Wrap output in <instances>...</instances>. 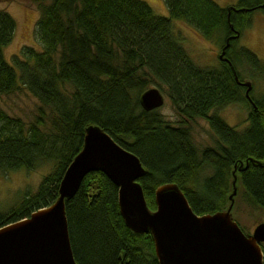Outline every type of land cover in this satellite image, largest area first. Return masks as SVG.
Wrapping results in <instances>:
<instances>
[{
	"label": "trees",
	"instance_id": "obj_1",
	"mask_svg": "<svg viewBox=\"0 0 264 264\" xmlns=\"http://www.w3.org/2000/svg\"><path fill=\"white\" fill-rule=\"evenodd\" d=\"M33 1L40 11L39 48L22 46L11 62L4 48L16 21L0 9V98L24 88L40 102L27 126L0 106V172H46L35 188L18 189L0 207V227L55 201L88 125H98L139 158L146 173L138 180L150 209L156 207L154 189L167 182L181 188L197 214L225 209L235 175L245 199L264 210V94L256 99L251 88L252 104L233 72L244 81L237 67L244 62L264 77V61L235 46L251 13H264V0H236L226 7L214 0H163L168 16L155 14L143 0ZM173 20L206 39L216 37L222 47L228 41V61L195 64ZM154 85L170 100L175 123L157 108H142L141 93ZM241 100L249 107L248 123L236 129L217 109ZM198 117L208 122L212 144L195 143L191 123ZM65 211L77 264H158L151 234L125 225L117 187L101 171L84 176Z\"/></svg>",
	"mask_w": 264,
	"mask_h": 264
},
{
	"label": "water",
	"instance_id": "obj_2",
	"mask_svg": "<svg viewBox=\"0 0 264 264\" xmlns=\"http://www.w3.org/2000/svg\"><path fill=\"white\" fill-rule=\"evenodd\" d=\"M228 44L226 41L219 54L227 61L223 55ZM233 72L254 104L249 95L251 81H239L234 69ZM164 100L162 91L155 86L140 95L145 110L159 108ZM90 171H101L117 187L125 225L134 233L151 234L158 264H264V221L257 223L251 233H245L232 217L237 192L235 175L225 209L195 213L174 182L154 189L156 207L150 209L138 180L146 173L141 161L98 125L85 128L83 145L64 170L55 201L0 227V264H77L69 239L65 201L76 193Z\"/></svg>",
	"mask_w": 264,
	"mask_h": 264
},
{
	"label": "rangeland",
	"instance_id": "obj_3",
	"mask_svg": "<svg viewBox=\"0 0 264 264\" xmlns=\"http://www.w3.org/2000/svg\"><path fill=\"white\" fill-rule=\"evenodd\" d=\"M143 1L150 5L155 14L168 16V9L163 0ZM214 1L220 6L226 7L236 0ZM0 9H5L16 21L13 39L4 48L5 59L11 62V55L18 53L24 45L39 48L35 31L40 15L38 5L33 0H0ZM173 26L181 45L195 64L199 66H217L220 64L218 54L221 41L219 39L216 37L206 39L181 20H173ZM235 46H244L250 49L260 60L264 61V13L262 11L254 10L251 13L250 25L242 31ZM237 67L242 73L243 79L251 81L252 96L259 99L264 94V77L244 62L237 63ZM163 95L164 103L157 110L163 119L175 123L179 118L167 95L165 93ZM39 105V100L24 88L0 98V106L7 114L20 118L26 124L25 126L34 120ZM248 110V104L244 100L232 102L217 109L218 114L224 121L236 129H242L247 125ZM191 126L192 137L198 146L213 143L211 130L206 119L198 117L191 123ZM45 172V168L32 170L20 168L13 171L0 172V207L12 202L18 189H23L24 187L35 188ZM208 172L210 170L206 169L204 173ZM231 212L232 217L245 233H251L257 223L264 221V210L251 205L245 199L242 187L239 184L234 195Z\"/></svg>",
	"mask_w": 264,
	"mask_h": 264
},
{
	"label": "flooded vegetation",
	"instance_id": "obj_4",
	"mask_svg": "<svg viewBox=\"0 0 264 264\" xmlns=\"http://www.w3.org/2000/svg\"><path fill=\"white\" fill-rule=\"evenodd\" d=\"M221 50H222V46H221V48H220L219 54H220ZM225 53H226V48H225V52H224V55H223V56H225ZM219 54H218V55H219ZM251 232H252V231H251ZM261 244H264V243H261Z\"/></svg>",
	"mask_w": 264,
	"mask_h": 264
}]
</instances>
